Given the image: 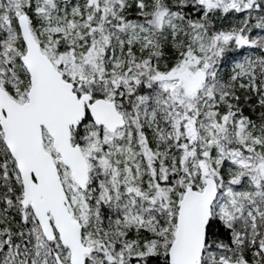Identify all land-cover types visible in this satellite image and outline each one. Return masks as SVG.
<instances>
[{
	"label": "snow or ice",
	"instance_id": "1",
	"mask_svg": "<svg viewBox=\"0 0 264 264\" xmlns=\"http://www.w3.org/2000/svg\"><path fill=\"white\" fill-rule=\"evenodd\" d=\"M0 264H264V0H0Z\"/></svg>",
	"mask_w": 264,
	"mask_h": 264
}]
</instances>
